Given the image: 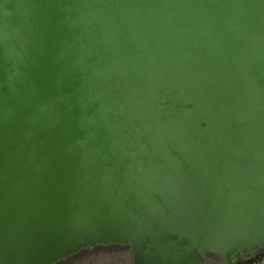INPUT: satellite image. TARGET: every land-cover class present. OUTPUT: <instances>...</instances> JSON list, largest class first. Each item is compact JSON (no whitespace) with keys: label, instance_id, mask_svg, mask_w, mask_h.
Listing matches in <instances>:
<instances>
[{"label":"water","instance_id":"water-1","mask_svg":"<svg viewBox=\"0 0 264 264\" xmlns=\"http://www.w3.org/2000/svg\"><path fill=\"white\" fill-rule=\"evenodd\" d=\"M112 244L264 245V0H0V264Z\"/></svg>","mask_w":264,"mask_h":264},{"label":"rangeland","instance_id":"rangeland-1","mask_svg":"<svg viewBox=\"0 0 264 264\" xmlns=\"http://www.w3.org/2000/svg\"><path fill=\"white\" fill-rule=\"evenodd\" d=\"M207 264H227L219 256L207 253ZM261 254L244 259L241 264H253L258 261ZM252 261V262H251ZM133 251L130 245L113 244L107 247L99 246L80 252L77 256L67 259L60 264H132ZM259 264H263L260 263Z\"/></svg>","mask_w":264,"mask_h":264},{"label":"flooded vegetation","instance_id":"flooded-vegetation-1","mask_svg":"<svg viewBox=\"0 0 264 264\" xmlns=\"http://www.w3.org/2000/svg\"><path fill=\"white\" fill-rule=\"evenodd\" d=\"M113 245V244H112ZM99 246H103V247H107V246H110V245H107V246H104V245H98V246H95V247H99ZM95 247H91V248H95ZM87 249H90V248H87ZM87 249H83L81 251H79L78 253L72 255V256H69L65 259H62L54 264H60V262H63L67 259H70L74 256H77L80 252L84 251V250H87ZM207 253H211V254H214L215 256H219L223 261H225L227 264H241L243 262L244 259H247V257H251V256H255L257 254H261V256L259 257L260 259L258 261H256V263L254 262L253 264H259L260 263V260H261V263L264 264V245H261L258 247V249H256L255 251H253L252 253H243L241 252L240 250H237L236 252H234L232 255H231V259L230 260H227V259H224L222 258L220 255L216 254V253H213L211 251H206V252H202V256L204 257L205 259V264H207V260H206V254ZM252 262V261H251ZM244 264V263H243Z\"/></svg>","mask_w":264,"mask_h":264}]
</instances>
